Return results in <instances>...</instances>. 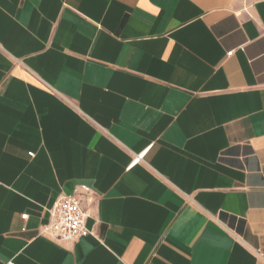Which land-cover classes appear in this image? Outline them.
Masks as SVG:
<instances>
[{
	"label": "crops",
	"instance_id": "obj_1",
	"mask_svg": "<svg viewBox=\"0 0 264 264\" xmlns=\"http://www.w3.org/2000/svg\"><path fill=\"white\" fill-rule=\"evenodd\" d=\"M82 184L93 234H42ZM11 262L264 264V0H0Z\"/></svg>",
	"mask_w": 264,
	"mask_h": 264
},
{
	"label": "built area",
	"instance_id": "obj_2",
	"mask_svg": "<svg viewBox=\"0 0 264 264\" xmlns=\"http://www.w3.org/2000/svg\"><path fill=\"white\" fill-rule=\"evenodd\" d=\"M233 51L228 55H232ZM30 154L34 155V152ZM97 197L95 190L85 184L77 186L72 193L60 196L47 209L49 220L41 227V233L62 243H72L93 234L87 221ZM27 216V213L22 214L23 219Z\"/></svg>",
	"mask_w": 264,
	"mask_h": 264
}]
</instances>
